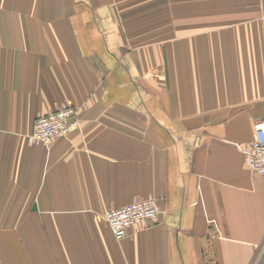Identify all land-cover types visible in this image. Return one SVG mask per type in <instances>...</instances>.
Instances as JSON below:
<instances>
[{"label": "crops", "instance_id": "0c3cea01", "mask_svg": "<svg viewBox=\"0 0 264 264\" xmlns=\"http://www.w3.org/2000/svg\"><path fill=\"white\" fill-rule=\"evenodd\" d=\"M263 116L264 0H0V264H264Z\"/></svg>", "mask_w": 264, "mask_h": 264}, {"label": "built area", "instance_id": "2783aa9c", "mask_svg": "<svg viewBox=\"0 0 264 264\" xmlns=\"http://www.w3.org/2000/svg\"><path fill=\"white\" fill-rule=\"evenodd\" d=\"M75 117V108L66 104L56 111L38 115L34 119L29 141L49 146L53 141L64 138L69 133ZM240 149L248 169L255 175H264V116L256 126L254 138ZM159 214L157 201L150 197L107 211L104 220L115 240L121 241L126 237L130 226L138 223H155Z\"/></svg>", "mask_w": 264, "mask_h": 264}]
</instances>
